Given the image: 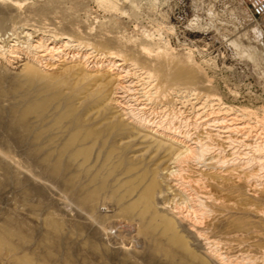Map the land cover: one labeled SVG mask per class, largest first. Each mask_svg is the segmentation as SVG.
<instances>
[{
	"label": "bare ground",
	"instance_id": "obj_1",
	"mask_svg": "<svg viewBox=\"0 0 264 264\" xmlns=\"http://www.w3.org/2000/svg\"><path fill=\"white\" fill-rule=\"evenodd\" d=\"M41 31L20 23L0 31V117L5 96L23 93L3 138L29 141L36 168H11L0 154V264H97L112 249L129 264H264V112L225 102L208 80L198 83L191 63L147 47ZM73 96L94 112L77 115ZM52 104L67 108L53 114L55 125L46 124ZM107 132L119 145L106 159L131 154L125 194L91 161ZM88 173L77 219L42 200L47 181L73 187ZM9 188L16 196L4 199ZM107 191L118 212L93 216L110 203Z\"/></svg>",
	"mask_w": 264,
	"mask_h": 264
},
{
	"label": "rangeland",
	"instance_id": "obj_2",
	"mask_svg": "<svg viewBox=\"0 0 264 264\" xmlns=\"http://www.w3.org/2000/svg\"><path fill=\"white\" fill-rule=\"evenodd\" d=\"M102 1L8 0L11 5L4 7L0 0V12L4 14L0 31L10 33V24L20 23L41 32L50 30L69 34L109 49L130 47L138 50L144 46L153 53L160 52L183 64L191 63L196 79L199 77L198 83L200 79L209 81L208 91L216 93L227 103L263 114L264 18L256 19L251 15L248 0ZM21 95L23 93L18 92L5 96L3 115L0 117V154L9 156L6 160L11 168L14 166L12 163H16L19 168L35 170L25 154L29 141L19 145L12 139L7 143L3 138L8 135L5 124L9 120L10 108L19 103L16 100ZM73 97L72 109L77 115L87 118L94 112L96 107L90 100L82 101L79 97ZM66 110L62 104L59 107L55 104L49 106L46 124L55 125L53 114H61ZM81 125L90 127L94 124L82 120ZM58 126L71 127L68 121ZM107 136L106 142L103 143V138L95 145L91 161L98 162L99 168L95 170H100L111 190L116 189L118 193L125 194L130 187V183H125L128 175L125 167L132 161L129 158L131 154L120 157L121 151L117 149L112 158L106 159L107 149L119 145L108 132ZM90 179V173L81 175L73 187L47 181L45 198L42 200L58 202L77 219L75 195ZM107 194L110 203L95 208L91 213L93 216L105 215L110 219L118 212L110 191ZM15 196L16 193L9 188L4 199ZM35 200L38 201L34 197ZM53 212L57 210L53 209ZM109 251L111 249L106 252ZM112 251L115 258L110 254L97 264H129L123 260L121 251ZM79 261L78 257L72 258L73 264H83Z\"/></svg>",
	"mask_w": 264,
	"mask_h": 264
},
{
	"label": "built area",
	"instance_id": "obj_3",
	"mask_svg": "<svg viewBox=\"0 0 264 264\" xmlns=\"http://www.w3.org/2000/svg\"><path fill=\"white\" fill-rule=\"evenodd\" d=\"M249 10L256 19L264 18V0H248Z\"/></svg>",
	"mask_w": 264,
	"mask_h": 264
}]
</instances>
